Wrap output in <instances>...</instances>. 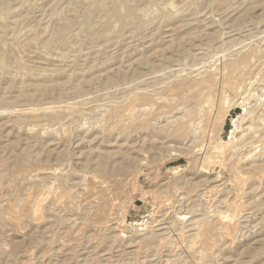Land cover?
I'll return each instance as SVG.
<instances>
[{
	"label": "rangeland",
	"instance_id": "374dc122",
	"mask_svg": "<svg viewBox=\"0 0 264 264\" xmlns=\"http://www.w3.org/2000/svg\"><path fill=\"white\" fill-rule=\"evenodd\" d=\"M263 138L264 0H0V264H264Z\"/></svg>",
	"mask_w": 264,
	"mask_h": 264
},
{
	"label": "bare ground",
	"instance_id": "6f19581e",
	"mask_svg": "<svg viewBox=\"0 0 264 264\" xmlns=\"http://www.w3.org/2000/svg\"><path fill=\"white\" fill-rule=\"evenodd\" d=\"M235 84V83H234ZM235 86V85H234ZM239 125H238V121H237V123H235V130H237L239 127H238ZM264 139V138H263ZM260 140V139H259ZM255 141V140H254ZM260 142V141H259Z\"/></svg>",
	"mask_w": 264,
	"mask_h": 264
}]
</instances>
